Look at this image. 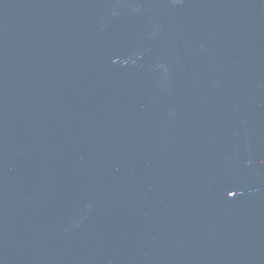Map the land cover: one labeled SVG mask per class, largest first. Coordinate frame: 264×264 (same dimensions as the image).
<instances>
[{"label":"water","instance_id":"obj_1","mask_svg":"<svg viewBox=\"0 0 264 264\" xmlns=\"http://www.w3.org/2000/svg\"><path fill=\"white\" fill-rule=\"evenodd\" d=\"M0 264H264V0H0Z\"/></svg>","mask_w":264,"mask_h":264}]
</instances>
